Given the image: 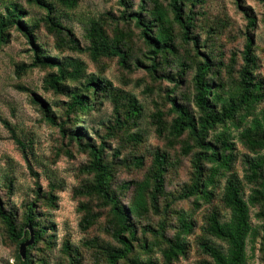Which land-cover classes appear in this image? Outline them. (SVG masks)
Here are the masks:
<instances>
[{"label":"rangeland","instance_id":"rangeland-1","mask_svg":"<svg viewBox=\"0 0 264 264\" xmlns=\"http://www.w3.org/2000/svg\"><path fill=\"white\" fill-rule=\"evenodd\" d=\"M46 1L55 3L54 0ZM140 1L131 0L130 12L136 11ZM78 2L74 11H65L55 5L59 22L73 32L83 49L89 45L86 30L91 20L103 21L110 36L115 27L124 29L125 36L129 34L132 39L128 68L117 57L93 62L86 52L76 53L67 49L57 51L55 36L48 32L41 21L46 15L45 11L30 4L29 0H0V15L4 17L8 4L16 3L25 13L20 22L25 29H33L35 44L41 47L46 57L56 62L73 58L84 65L87 77L93 75L98 78L97 83L100 85L101 80L109 82L114 92H119L120 96L126 98L127 95H132L136 98L141 107V116L130 119L125 125L124 106H127V102L119 99L117 106L110 93L100 92L96 101L97 110L84 117L78 126L70 128V132L82 129L83 141L96 145L105 142L106 158L114 170L111 188L125 205L130 198L131 189L123 191L120 186L125 182L141 181L150 169L156 152L168 154V160L173 163L164 175V194L158 200L159 212L150 210L146 217L133 219V222L139 239L144 237L142 233L147 227L152 229V233L145 235L148 243H152L154 232L160 223L165 224V239L170 238L177 226L176 214H183L193 223L191 234L184 236L186 253L177 260L166 263L162 255L166 243L160 239L150 245L147 252L138 250L136 244L135 254L143 260L151 259L155 264H204L209 261L201 246L204 238L224 246L206 236L204 229L206 219L213 211L218 212L223 220L229 217L228 211L221 204L226 181L235 177L242 187L245 199L254 187L246 178V160L254 156L240 140V133L249 125L252 117H247L241 128L228 125L229 140L233 143V162L231 170L218 178L213 189V199L208 203L202 200L194 203L190 199L168 207L173 198L190 186L193 175L192 154L183 156L182 143L168 141L166 132L159 134L151 118L153 113L160 111L166 126L171 123L174 116L169 113L170 105L165 98L174 86L168 81L154 79L145 69L133 65L136 59L145 66L150 65L148 49L140 40L139 30L133 22L121 18L123 9L118 0ZM205 5L203 9L194 10L205 11V15L196 20V31L201 39L206 38V31H209L215 44L212 49H208L206 44V49L201 50V53L207 55L211 52L215 56L216 67L221 73L216 80L221 79L226 91L231 92L236 89L238 73L244 64L247 20L235 0H209ZM241 7L255 19V28L251 30L252 55L257 60L255 78L261 84L263 95L256 110L258 111L264 107V0H242ZM127 15L129 12L126 13V19ZM7 33V43L0 45V199L3 209L14 217L18 226H22L25 209L31 203L35 204L37 222L46 232L42 236V242L36 247L38 250L31 252L33 264H107L103 248L116 245L111 236L109 206L95 196L79 193L92 180V176L82 172V168L88 163V155L80 152L76 144L70 143L66 136L63 137L58 126L45 120L40 106L41 102L47 103L50 114L54 115L59 124L66 120L65 106L69 99L64 94H57L46 88L45 79L55 74L56 69L22 68L30 66L33 61L28 38L15 28ZM160 73L175 75V69L170 66ZM192 76L193 73L188 71L177 93L192 97L188 98L189 101H184L181 96L179 99L188 105L192 113L197 114L192 102ZM84 81L85 78L81 83ZM65 85L70 90L80 87L79 82L69 81ZM173 97L171 94V99ZM67 125L66 128L70 126ZM136 133L142 137L140 144L129 138ZM184 138L186 139V135L181 139ZM14 139L24 145V150ZM263 154L264 152L261 153ZM136 157L143 158V164L139 168L131 164ZM50 198L53 200L49 201ZM259 213L258 206L250 207L253 227L264 223L262 218L259 219ZM86 215L91 222L87 226L82 222ZM24 230L33 234L29 226ZM259 247L258 239L253 248L252 244L247 245L248 264H264ZM19 252L20 247L9 240L6 228L0 221V264H18L16 256Z\"/></svg>","mask_w":264,"mask_h":264},{"label":"trees","instance_id":"trees-1","mask_svg":"<svg viewBox=\"0 0 264 264\" xmlns=\"http://www.w3.org/2000/svg\"><path fill=\"white\" fill-rule=\"evenodd\" d=\"M79 0H54L55 3L46 0H29V3L44 10L46 15L41 20L48 32L56 38V50H69L76 53H88L93 62H99L102 58H118L128 68V60L131 59L132 39L129 34L125 36L124 29L115 27L110 36L105 23L101 20H91L86 30L88 46L83 49L76 40L73 32L64 27L57 17L55 5L65 11H74L78 7ZM209 0H141L136 11L130 12L131 0H118L123 9L121 18L133 22L139 30V38L148 49L150 65L145 66L142 61L136 59L133 65L145 69L154 79L165 80L172 83L174 88L170 94H166L165 100L169 102V113L174 118L166 126L163 114L160 111L153 113L152 120L159 134L166 132L168 141H180L182 143L181 154H192L193 175L191 184L177 195L171 205L192 199L194 203L202 200L210 202L213 197V189L218 183V178L231 170L234 152L233 143L229 140V126L241 128L247 117H252L251 122L240 133L241 143L249 150L252 159L246 160V178L254 185L247 199L244 198L239 181L230 177L226 181L221 196V204L228 211L229 217L223 220L219 213L213 211L206 219L205 235L224 246H219L210 239H203L201 243L203 252L209 258L204 264H248L247 245L260 240V251L264 257V223L253 227L250 221V207L258 206L259 219L264 221V107L258 111L257 107L263 100L261 84L255 78L257 60L252 55L253 37L251 30L255 28V19L252 18L243 7L242 0H235L239 10L247 20L246 43L243 52V67L239 70L236 89L228 92L216 67L215 56L209 52L207 55L201 50L212 49L214 38L206 31V38L198 35L196 20L203 17V9ZM129 12L126 19V13ZM25 16L22 8L16 3H10L5 9V15H0V45L6 44L8 30L15 28L27 38L33 52V61L30 66L23 69L54 68L55 74L45 79L46 88H50L57 94H64L69 101L66 104V120L56 123L54 115L50 114L48 104L41 102L44 118L48 123L58 126L60 134L68 138L70 143H75L76 148L88 155V163L82 168V172L92 176L89 184L84 185L79 192L86 196H95L109 206L111 236L116 245L103 248L107 264H155L151 259L143 260L135 254V247L141 252L150 250V245L160 239L166 243L162 255L166 263H170L185 255L186 242L184 236L190 235L193 223L183 214H176L177 226L170 238L165 239V224L160 223L154 232L152 243H148L145 235L152 233L147 227L143 231V238L137 237V227L133 219L146 217L153 210L158 213V200L164 194V175L168 167L173 163L168 160L169 155L156 152L152 165L144 178L138 182H125L120 188L123 191L130 190L128 203L122 204L115 191L111 188L114 170L107 161L105 142L99 145L83 141L82 129L70 132V128L78 126L81 120L92 111H96V101L100 92H108L119 105L118 100H125L126 112L124 113L125 125L130 119L141 116V107L132 95L120 96L114 92L111 84L102 81L93 75L87 77L84 65L73 59L66 58L56 62L45 56L41 47L34 41L33 29L27 30L20 22ZM177 30V33H176ZM213 32V31H212ZM179 41V43H178ZM211 42V43H208ZM202 43H204L202 45ZM207 44V45H206ZM175 69V75L161 74L167 67ZM217 68V70H216ZM188 71L193 73L192 102L197 114L189 110L187 104L179 99L189 101L185 94L177 93L181 83L186 79ZM86 76V77H85ZM85 78L84 83L81 81ZM80 83V87L73 90L66 89V82ZM111 91V92H109ZM114 92V93H113ZM171 94L174 97L171 99ZM179 94V95H178ZM119 97V98H118ZM102 103L101 101L99 102ZM70 126L66 128V126ZM186 135V139H181ZM129 138L136 144L142 142L139 133L130 135ZM22 150L24 145L14 139ZM194 151V153H192ZM120 154V153H118ZM143 158L136 157L131 161L132 166H142ZM53 199H49L51 201ZM0 199V221L6 228L9 240L18 248L32 239V244L25 248V255L17 254L18 264H33L31 252L38 250L37 245L42 242L46 229L37 222L35 204L27 206L23 216L22 226H18L14 217L7 213ZM86 226L90 219L86 215L83 221ZM27 226L30 231L24 230ZM32 235V236H31ZM51 239V237H49ZM249 242V243H248ZM137 244V245H136ZM136 245V246H135Z\"/></svg>","mask_w":264,"mask_h":264},{"label":"water","instance_id":"water-1","mask_svg":"<svg viewBox=\"0 0 264 264\" xmlns=\"http://www.w3.org/2000/svg\"><path fill=\"white\" fill-rule=\"evenodd\" d=\"M31 242H32V240H30L29 242L23 244V245L20 247V252H21V254H22V257H24V255H25V247L28 246V245H30Z\"/></svg>","mask_w":264,"mask_h":264}]
</instances>
